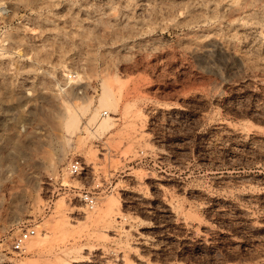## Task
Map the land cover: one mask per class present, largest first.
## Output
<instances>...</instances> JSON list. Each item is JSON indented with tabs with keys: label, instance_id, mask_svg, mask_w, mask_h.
Instances as JSON below:
<instances>
[{
	"label": "rangeland",
	"instance_id": "rangeland-1",
	"mask_svg": "<svg viewBox=\"0 0 264 264\" xmlns=\"http://www.w3.org/2000/svg\"><path fill=\"white\" fill-rule=\"evenodd\" d=\"M0 3V264H264V0Z\"/></svg>",
	"mask_w": 264,
	"mask_h": 264
},
{
	"label": "built area",
	"instance_id": "built-area-1",
	"mask_svg": "<svg viewBox=\"0 0 264 264\" xmlns=\"http://www.w3.org/2000/svg\"><path fill=\"white\" fill-rule=\"evenodd\" d=\"M74 77L68 75L67 79L72 80ZM68 172L71 175H80L82 172V167L79 161H71L68 165ZM79 198L84 203L88 210H93L97 204V198L88 191H81L79 193ZM35 236V230L31 227H26L22 229L18 235H16L10 244V250L17 254H22L25 251V244Z\"/></svg>",
	"mask_w": 264,
	"mask_h": 264
},
{
	"label": "bare ground",
	"instance_id": "bare-ground-1",
	"mask_svg": "<svg viewBox=\"0 0 264 264\" xmlns=\"http://www.w3.org/2000/svg\"><path fill=\"white\" fill-rule=\"evenodd\" d=\"M6 13H7V10H6L5 5H4L3 3H0V15H5ZM261 36H262V39L264 40V28L261 29ZM66 70L69 71L68 69H66L65 67H63V71H66ZM66 76H67V75H66ZM79 78H80V77L77 76V79H79ZM101 101L105 103L106 100L101 99L100 102H101ZM102 102H101V103H102ZM102 104H103V103H102ZM102 114H103V112H102ZM96 119H97V118H96ZM100 120H101V121H100ZM100 120H99L98 123L100 124L101 127H104V125H107V124L105 123V121H106L105 119L102 120V118H100ZM104 120H105V121H104ZM96 122H97V121H96ZM224 171H225V170H224ZM224 171H223V172H224ZM228 172H229V171H228ZM217 173H218V172H217ZM231 173H233V172H231ZM228 175H229V174H228ZM233 175H234V174H233ZM246 175H247V174H246ZM233 177H234V176H233ZM235 177H236V176H235ZM245 177H246V176H245ZM247 177H248V176H247ZM228 178L230 179V177H228ZM237 178H238V177H237ZM226 179H227V178H226ZM226 179H225V180H226ZM230 180H231V179H230ZM219 181H220V180H219ZM222 181H223V176H222ZM227 181H228V179H227ZM227 181H226V182H227ZM231 182H232V181H231Z\"/></svg>",
	"mask_w": 264,
	"mask_h": 264
}]
</instances>
